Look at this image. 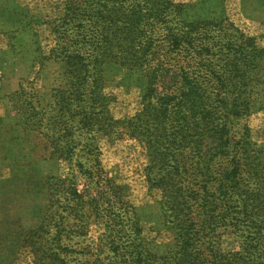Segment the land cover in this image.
Returning a JSON list of instances; mask_svg holds the SVG:
<instances>
[{
    "label": "trees",
    "instance_id": "obj_1",
    "mask_svg": "<svg viewBox=\"0 0 264 264\" xmlns=\"http://www.w3.org/2000/svg\"><path fill=\"white\" fill-rule=\"evenodd\" d=\"M62 5V16L53 22L52 32L63 46L56 43L50 57L61 64L63 85L52 92V114L45 119L34 106L33 94L21 88L8 97L6 118L1 122L15 141L28 130L38 132L46 138L50 156L70 164L79 146L84 162L78 161L76 167L90 180L79 191L74 175L46 177L43 184L50 195L48 207L36 226L22 229L11 224L17 237L5 242L0 264H14L22 251L31 255L29 264H251L247 256L224 253L215 247V236L210 256H201L193 248L205 228L214 229V233L227 221L243 223L236 215L228 218L226 212L237 194L241 166L261 184L264 181V150H249L246 127L241 140L231 146L233 138L225 121L264 110V46H256L253 38L242 34L234 38L230 32L234 26L224 16L206 19L205 0L195 4L172 0H62ZM11 29L18 32L15 26ZM85 44L92 46L91 52L80 49ZM106 63L138 71L146 83L142 111L131 119L120 122L109 116L102 86ZM258 72L263 73V80L255 75ZM257 85L262 86L263 95L256 92ZM170 111L176 117L182 150L190 142L189 124L197 125L196 129L201 125L195 131L194 162L188 164L181 155L179 161H165L169 153L167 148L160 149L163 136L167 138L162 123ZM121 130L144 139L152 149V163L163 172L153 178L152 184L161 190L164 203L180 197L174 179L186 173L187 167L208 177L213 160L230 156L231 147L238 151L229 160L232 168L220 173L213 191L206 186L196 195L197 217L179 226L183 231L177 238L182 246L177 244L172 256L162 258L152 252L142 238L135 209L124 205L111 180L101 177L93 134ZM76 134L92 142H75ZM171 136L170 144L174 143ZM94 155V165L88 166ZM93 184L98 187L96 192ZM251 196L253 218L246 225L254 230L253 238L244 244L246 251L264 229L262 188L254 189ZM173 204L169 205L171 214L178 210ZM123 206L126 208L121 210ZM4 212L0 210V214ZM91 225H100L103 231L96 242L85 244ZM74 237L82 240L74 244ZM259 264H264V258Z\"/></svg>",
    "mask_w": 264,
    "mask_h": 264
},
{
    "label": "rangeland",
    "instance_id": "obj_2",
    "mask_svg": "<svg viewBox=\"0 0 264 264\" xmlns=\"http://www.w3.org/2000/svg\"><path fill=\"white\" fill-rule=\"evenodd\" d=\"M172 1L180 4H195L202 0ZM204 8L203 15L206 19L207 17L216 19L221 16L227 18L234 26L230 31L234 38L242 34L253 38L256 46H264V0H205ZM62 13V0H0V126L2 127L0 128V210L5 211L0 214V251L5 247V242L17 237L12 233L11 224L22 229L39 224L50 200L49 191L43 184L46 177L66 178L74 175L79 191H83L84 185L90 180L82 176L76 167L78 161L84 162L79 146L74 151L73 163L70 164L67 160L52 158L46 138L38 132L28 130L19 134L21 137L15 141L6 133V126L1 122L6 118L8 97L21 88L33 94L34 106L45 119L52 114V92L63 85L61 64L50 57V51L56 43L63 46L61 39L57 40L52 32V24L62 16ZM12 26L17 27L18 32H14ZM79 47L83 52L88 53L92 48L86 44ZM255 75L263 80V73L258 72ZM102 79L103 94L108 98L109 116L113 120L122 122L142 111L144 106L142 96L147 87L138 71H130L125 67L106 63L103 66ZM261 89L262 86L257 85L256 92L263 95ZM173 113L170 111L166 124L162 123L167 138L163 136L160 149L167 148L169 154L166 156V162L179 161L182 156L189 164L190 161L196 160L193 143L195 131L200 130L201 125H199L200 129H196L197 125L189 124L190 142L182 150L178 146L182 141L177 133L178 125L174 121L176 117ZM225 121L233 138L231 146L241 140L246 127L249 150L255 152L264 150V110L246 118H228ZM170 134H172L171 142L174 139L172 144L168 139ZM93 135V142L98 148L97 160L100 164L101 177L111 180L118 187L117 190L125 204L122 203L135 209L142 226L144 242L156 256L162 258L166 255H174L178 250L177 244L179 247L182 246V241L177 238V234L183 231L179 230V226L187 225L188 222L184 223L186 219L197 217L196 195L202 193L206 186L212 192L220 173L231 167L229 162L231 156L238 153L231 147L230 156L213 160L210 165L211 175L208 174V177L187 167L186 173L176 175L174 179L179 187L180 197L176 198L175 202L170 200L164 203L165 198L164 195L162 197L161 190L152 184L153 178L163 172L157 169L158 165L152 163L149 156L152 154V149L144 139L130 137L123 130L107 135L102 132ZM73 140L83 143L92 142L84 140V137L77 134ZM95 156L88 166L94 165ZM4 158H7L6 162L2 161ZM14 159L17 160L15 164L9 163ZM245 170V167L241 166L237 178V194L233 195V199L228 203L231 208L226 210L228 218L236 215L242 218L243 223L234 224L235 221H227L226 228L220 226L214 233H212L214 229L205 228L201 239L195 241L193 248L202 253L201 256H210V243L214 244L215 236L218 239L214 246H218L224 253H240L250 258L251 264H259L264 258V229L248 251L244 245L250 242L248 238H253L254 229H249L246 225V222L250 224L253 218L250 205L253 199L251 192L258 187L264 192V181L261 184ZM92 190L96 192L98 187L93 184ZM184 201L187 204H184ZM171 204L178 208L173 210V214L168 211L171 210L169 208ZM126 206L120 209L123 210ZM225 208L226 206L223 210ZM179 210L180 213L177 212ZM174 216L177 218L174 219ZM102 231V226L91 225L84 239L85 244L96 242ZM81 240L74 237L72 243ZM30 262L31 255L28 251H22L17 255L14 264Z\"/></svg>",
    "mask_w": 264,
    "mask_h": 264
}]
</instances>
